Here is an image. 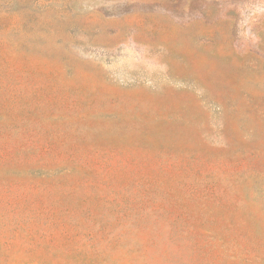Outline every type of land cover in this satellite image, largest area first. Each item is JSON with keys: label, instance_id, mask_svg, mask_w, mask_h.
<instances>
[{"label": "rangeland", "instance_id": "1", "mask_svg": "<svg viewBox=\"0 0 264 264\" xmlns=\"http://www.w3.org/2000/svg\"><path fill=\"white\" fill-rule=\"evenodd\" d=\"M0 264H264V0H0Z\"/></svg>", "mask_w": 264, "mask_h": 264}]
</instances>
